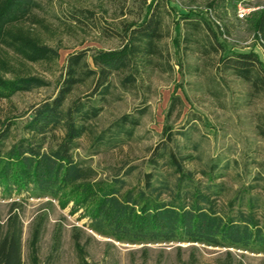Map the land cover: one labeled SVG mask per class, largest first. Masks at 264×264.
I'll list each match as a JSON object with an SVG mask.
<instances>
[{"label":"rangeland","instance_id":"1","mask_svg":"<svg viewBox=\"0 0 264 264\" xmlns=\"http://www.w3.org/2000/svg\"><path fill=\"white\" fill-rule=\"evenodd\" d=\"M37 1L39 6L32 12L5 27L0 40V79L31 75L48 82L31 91L0 97V120L13 122L7 144L23 134L30 109L55 93L69 53L121 45L120 38L106 37L71 21L74 8L89 9L97 23L121 28L137 21L152 0ZM162 1L170 13L165 16L168 32L161 45L169 53L172 69L147 68L129 88L120 85L121 74L115 73L112 94L103 102L98 118L92 121L94 130L104 129L124 113H136L142 107L146 112L132 138L118 146L95 150L91 135L86 133L79 139L75 156L85 158L100 177L112 176L114 169L124 171L135 166L126 179L130 185H140L143 173L151 169L147 163L151 149L162 139L167 123L173 130H189L187 151L195 153L196 158L185 166L198 181H208L209 169L216 164L211 176L226 188L218 199L220 209H225L237 190L251 184L255 186L250 192L264 202V137L258 128L264 119V96H251L249 85L240 78L218 73L214 64L216 55L186 49L177 24L180 13L201 12L219 26L213 25L224 45L237 51L253 49L264 61L248 18L250 11L260 8L264 0ZM36 44L56 49L57 56L31 57L28 53L33 49H29ZM192 66H197L196 70ZM88 85L78 87L70 98L84 95L89 91ZM175 94L182 103L168 116L170 98ZM177 131V139L183 144L184 139ZM193 142H197V148L190 144ZM22 196H0V223L10 226L12 218L17 217L21 226L22 264H264V253L236 248L191 242L121 243L93 233L86 227L87 219L80 217V211L70 213V204L62 208L57 200L48 197ZM13 200L18 202L15 207ZM258 215L264 223L263 207Z\"/></svg>","mask_w":264,"mask_h":264},{"label":"trees","instance_id":"2","mask_svg":"<svg viewBox=\"0 0 264 264\" xmlns=\"http://www.w3.org/2000/svg\"><path fill=\"white\" fill-rule=\"evenodd\" d=\"M38 6L37 0H0V40L6 26ZM169 13L164 1L152 0L137 21L118 28L97 23L89 9H73L71 21L106 37L120 38L121 45L69 53L55 93L30 109L23 134L10 144L6 141L13 122L0 120V196L48 197L57 200L62 208L70 204V213L80 211V217L87 219L86 227L93 233L121 243L191 242L264 253V223L258 215L264 202L250 192L255 185L237 190L225 209H220L218 199L226 188L211 176L216 164L211 165L204 183L185 166L196 158L195 153L187 151L191 140L188 129L177 131L167 123L164 125L162 139L151 149L147 160L151 169L143 173L140 185H130L126 179L135 166L124 171L114 169L112 176L100 177L85 158L75 156L79 139L86 133L91 135L95 150L118 146L134 136L146 112L144 107L136 109V113L120 115L98 132L92 121L98 118L103 102L112 94L115 73L121 74L120 85L129 88L147 68L172 69L169 53L161 45L168 32L165 16ZM200 13L179 14L177 24L182 30L184 47L206 56L216 55L218 73L240 78L249 85L251 96H264V61L258 53L224 45L215 29L219 26ZM248 18L264 53V4L250 11ZM32 46L29 50L33 51L28 53L31 57L54 58L58 54L45 45ZM88 83V92L70 98L78 87ZM46 85L47 81L31 75L0 79V97ZM181 103L179 95H172L167 115ZM258 128L264 137V119ZM176 131L184 139L183 144L179 143ZM190 144L197 148V142ZM11 202L13 207L18 204L16 200ZM9 224L0 223V264H22L21 226L17 217ZM76 243L80 246L79 237Z\"/></svg>","mask_w":264,"mask_h":264}]
</instances>
